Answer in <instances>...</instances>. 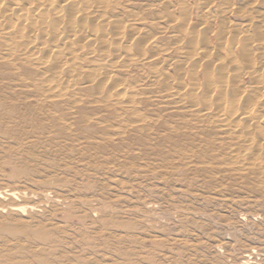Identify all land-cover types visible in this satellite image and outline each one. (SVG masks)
Listing matches in <instances>:
<instances>
[{
	"label": "rangeland",
	"instance_id": "obj_1",
	"mask_svg": "<svg viewBox=\"0 0 264 264\" xmlns=\"http://www.w3.org/2000/svg\"><path fill=\"white\" fill-rule=\"evenodd\" d=\"M0 264H264V0H0Z\"/></svg>",
	"mask_w": 264,
	"mask_h": 264
}]
</instances>
